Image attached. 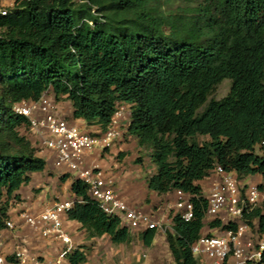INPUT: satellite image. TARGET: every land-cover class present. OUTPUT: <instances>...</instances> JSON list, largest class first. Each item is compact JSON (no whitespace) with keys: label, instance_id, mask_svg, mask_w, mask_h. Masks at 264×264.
<instances>
[{"label":"trees","instance_id":"obj_1","mask_svg":"<svg viewBox=\"0 0 264 264\" xmlns=\"http://www.w3.org/2000/svg\"><path fill=\"white\" fill-rule=\"evenodd\" d=\"M184 1L197 3L193 15L166 17L150 0H30L2 19L0 230L21 200L19 189L47 167L21 133L30 121L14 104L50 91L56 100L70 101L74 118L102 132L116 103L125 101L132 109L125 134L156 167L149 189L192 195L194 218L173 215L166 239L176 264H199L192 245L203 235L208 208L201 181L216 165L239 179L264 178V0ZM224 79L231 80L229 93L209 100ZM199 136L208 139L200 142ZM71 191L76 201L68 218L90 238L131 241L132 232L100 208L82 179L74 176ZM244 219L264 236V204ZM209 226L237 224L215 218ZM157 233L143 230L144 243L150 246ZM86 261L81 247L69 256L70 264ZM255 264H264V252Z\"/></svg>","mask_w":264,"mask_h":264},{"label":"built area","instance_id":"obj_2","mask_svg":"<svg viewBox=\"0 0 264 264\" xmlns=\"http://www.w3.org/2000/svg\"><path fill=\"white\" fill-rule=\"evenodd\" d=\"M26 1L30 0H0V36L4 31L2 19ZM88 22L93 25V21ZM14 110L28 117L32 132L40 139L39 150L51 151L56 167L82 179L88 185L90 197L100 208L106 214L118 217L131 232L151 228L166 233L173 230V215L180 214L185 220L194 218L190 193L175 190V201L169 206L170 213L162 212L154 217L155 212L131 206L124 199L110 171L104 170L96 162L87 163V155L106 151L125 135L131 123L132 109L129 103H116L111 121L102 132H91L61 116L56 101L47 92L38 100L15 103ZM206 180V217L236 223L237 227L222 230L219 234L201 235L192 245L193 254L201 261L210 260L212 264H255L260 261L264 252V236L254 234L244 214L264 204V189L256 183L243 186L235 172L227 171L221 165H216ZM75 201L71 198L52 200L39 212H19L24 225L34 236L59 242L58 253L53 259L33 251L26 241L21 240L23 238L15 234L14 251L10 255H0V264L69 263V256L77 246L64 221ZM16 227L12 220L6 221V228L13 230Z\"/></svg>","mask_w":264,"mask_h":264},{"label":"rangeland","instance_id":"obj_3","mask_svg":"<svg viewBox=\"0 0 264 264\" xmlns=\"http://www.w3.org/2000/svg\"><path fill=\"white\" fill-rule=\"evenodd\" d=\"M150 3L159 7L161 12L166 17L193 15V11H191V9L197 5L196 2H186L184 0H150ZM230 88L231 80L224 79L210 95L209 100L221 99L225 97L229 93ZM47 94L53 96L56 103L58 102L52 92L48 91ZM61 100L67 101L63 98ZM20 131L22 134L27 136L33 133L30 126H23ZM206 139H208L207 136L198 137L200 142H203ZM110 149H113V152H110ZM257 149L258 152L261 153V151H259V147H257ZM102 156L107 161L117 163L118 167L121 166L123 169L122 183L124 189H127L123 192V194L117 185L118 176L110 171L111 174L114 175L115 185L121 195L124 197L128 194L131 199H133V197L140 196L141 194L139 195L135 191L136 187L134 188V185L140 184L141 186L139 190L144 189L145 185L143 179L137 177V173L144 172V177L148 178L150 175L154 174L155 165L150 157V153L138 144L136 138L126 133L120 140L116 141L111 147L107 148L106 151L102 152ZM138 159H141V161H138ZM64 175L65 174H61L60 177L54 181L52 185L53 190L57 192V195L62 196L64 199H76L74 195H70V186H65L64 181L61 180V177ZM240 180L243 186H246L249 183H256L260 186H264L263 177L257 180L255 177L249 176L247 178L242 176ZM205 184L206 183H203V185ZM131 187H133L134 190L131 189ZM204 187L206 189V186ZM39 191H37V193ZM204 194H207L206 190L204 191ZM52 199L58 200L59 198L53 196ZM145 199L147 204L144 203V206L141 207V209L149 212H155V217L163 211H165L166 214L170 213L171 208L169 206L175 201V195L165 194L164 196H159L153 200V203L150 206L148 204H150L152 200L149 196ZM130 205L133 206V204ZM214 219V217H206L203 234L221 233V229H217L216 231L210 229L209 224ZM142 231L143 230L133 231L131 241L124 244L113 243L108 235L90 238L87 233L83 235L79 234L78 239H94L88 244H76V246L83 245L86 251L87 261L82 264H176L167 243L166 233L159 232L155 243L147 246L143 241ZM199 264H212V262L210 260H199Z\"/></svg>","mask_w":264,"mask_h":264},{"label":"crops","instance_id":"obj_4","mask_svg":"<svg viewBox=\"0 0 264 264\" xmlns=\"http://www.w3.org/2000/svg\"><path fill=\"white\" fill-rule=\"evenodd\" d=\"M57 105L59 108L60 115L65 117L66 119H68L70 122H72V123H74V124H76L82 128L88 129L90 131L96 132L99 130V127L97 125L89 126L86 124V122L83 119L74 118L73 117V108H72L70 101H68V100L62 101L61 100V101L57 102ZM28 137L31 139L34 146L38 149V154L41 157L46 159L47 167L44 171L32 173V175H31L32 178H31L30 183L23 185L19 189L18 194H20L21 200L15 202V204L9 210V216H10L9 219L12 220L17 225V227H16V229H13V230L8 229L6 227L4 229L0 230V255H10L14 251L15 243L17 240L15 238V234H18L21 238H23L21 240L26 241L28 247H30L33 251L43 255L47 259H53L58 253V250L60 247L59 242H57L55 240L37 238L36 236H34L29 231L27 226L24 225L22 219L19 216V212L21 210H28L32 213L39 212L40 210H42L44 208L45 204H47L48 202L53 200L52 199L53 196H56V198H59V199H64L62 196L57 195V192L53 190L52 185H53L54 181L60 177L61 174H69L70 176L64 182V185L70 186V188H71V184H72V181L74 179V176H72V174H70V173H67L63 169L56 167V165L54 163V158H53L54 155L51 151H49V150L40 151L39 150L38 146L40 143V139L37 135L32 133ZM110 152H113V149H110ZM86 158H87V163L91 164V163L96 162L104 170L111 171L115 175H117L118 176V184L117 185H118V188L121 190L122 194H123V192H125V190H127V189H124V187H123V183H122L123 169L121 168V166L118 167L117 163L112 162V161H107L102 156V152H100V151H95L92 154L87 155ZM155 172H156V167H155L154 173ZM250 176L255 177V179H257V180L259 178H262V176H260V175H250ZM137 177H139L140 179L141 178L143 179L145 186H144V189L139 190L141 185L140 184L134 185V188L136 187L135 191L139 195L141 194L138 197H133V199H131V198H129L128 194L126 195L128 197L124 196V198L130 204H133V206L141 208L144 206V203L147 204L145 198L149 196V198L152 200L151 203L148 204L150 206V205H152L153 200H155V198H157L159 196H164V195H159L155 191H152L149 189L148 183H147V178L144 177V172H142V173L138 172ZM248 177L249 176H247V178ZM201 183H202V185H203V183H206L205 185H203L206 187L208 185L207 180H203V181H201ZM131 189H133V187H131ZM37 191H39V192L37 193ZM174 193H175V191H172L168 194L174 195ZM70 195H74L72 191H70ZM163 213H165V211H163ZM64 222H65V228L68 231V233L72 236L75 244H79V243L88 244L89 242L94 240V239H78L79 234L83 235L86 233L85 229L82 228L81 223H79L78 221L70 220L68 217H66ZM212 230L216 231L217 229H212ZM158 234H159V232L157 233L152 244L155 243L156 238L158 237ZM103 236H106V235H103ZM77 247H81V249L86 254V251H85V248L83 245H78ZM67 264H70V262Z\"/></svg>","mask_w":264,"mask_h":264}]
</instances>
